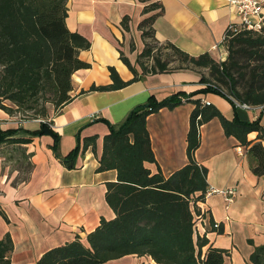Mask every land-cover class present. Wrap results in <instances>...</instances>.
<instances>
[{
    "label": "trees",
    "instance_id": "1",
    "mask_svg": "<svg viewBox=\"0 0 264 264\" xmlns=\"http://www.w3.org/2000/svg\"><path fill=\"white\" fill-rule=\"evenodd\" d=\"M65 4L66 0H0V108L21 120L39 119V126L33 130L20 125L0 127V143H10L14 149L5 160L22 169L12 183L28 177L31 163L22 144L34 135L51 134L53 154L67 168L74 166L80 147L95 150L92 134L84 136L80 146L77 143L64 155H58V134L49 126L51 112L70 99L71 73L89 66L78 51L88 48L90 42L67 29ZM155 9L158 10L137 24L143 39L135 58L139 70L119 50L118 57L132 76L122 79L112 65H107L109 82L92 83L79 92L115 89L148 72L183 67H205V73L200 71L198 78L203 86L189 92L178 90L159 99L149 95L146 101L133 105L117 125L108 124L94 169L115 170V179L105 181L104 189V199L114 215L99 216L84 238L74 234L45 249L36 264H98L125 254L144 255L156 264H229L228 251L213 246L204 233L195 230L196 221L206 213L198 202L204 199L208 187L206 167L193 156L199 143L198 126L217 117L223 133L234 136L252 157L249 168L256 175L264 174V127L258 117L227 118L213 103L190 95L213 91L225 96L233 108L236 104L228 95L239 103L264 107V25L225 31L222 43L226 54L217 61L207 52L192 55L171 42L158 43L152 21L160 13L161 4L148 0L141 12ZM121 26L127 28L124 16ZM185 101L193 104L185 134L186 161L166 176L158 168L151 171L145 165L154 161L145 118L161 107L172 108ZM252 130L256 131L255 137L247 138ZM0 214L5 217L1 210ZM208 223L210 229L222 231L220 222L209 218ZM12 247L5 232L0 236V264H10ZM246 264H264V243L253 245Z\"/></svg>",
    "mask_w": 264,
    "mask_h": 264
},
{
    "label": "crops",
    "instance_id": "2",
    "mask_svg": "<svg viewBox=\"0 0 264 264\" xmlns=\"http://www.w3.org/2000/svg\"><path fill=\"white\" fill-rule=\"evenodd\" d=\"M157 1L161 11L153 19L152 29L158 43L171 42L192 55L207 52L217 61L224 58L226 49L221 38L227 24L236 21L234 9L226 0ZM260 1L264 4V0ZM144 3L139 0H66L65 25L69 31L88 38L89 47L80 49L78 56L89 66L71 73L70 99L51 112L49 126L58 134V155H64L77 143L80 146L82 138L92 134L95 150L80 147L74 166L67 168L53 154L52 135H34L22 144L31 163L28 177L12 183L22 169L13 166V161L5 160L8 154L14 153L12 145L0 143V210L5 216L0 214V236L8 232L11 238L10 264H36L45 249L74 234L84 238L97 224L99 216L114 215L104 199V189L105 181L115 179V170L94 169L109 123L117 125L133 105L146 101L149 95L159 99L178 90L189 92L203 86L198 78L200 71L205 73V67H183L148 72L115 89L79 92L92 83L109 82L107 65H112L122 79L132 76L119 59V50L139 70L135 58L143 39L137 24L158 10L144 14L141 12ZM123 16L127 18L126 29L121 26ZM190 96L213 103L227 118L234 115L243 120L258 117L264 127L261 105L233 108L225 96L213 91ZM192 105L185 101L172 108L161 107L146 116L154 161L145 165L151 171L158 168L166 176L186 161L185 134ZM18 125L33 130L39 126V119L21 120L0 108V127ZM255 134L252 130L246 136L254 138ZM198 137L193 156L198 164L206 167L207 186H235L236 191L227 207L219 193L205 194L198 205L206 213L202 220L196 221L195 230L204 233L213 246L225 248L229 264H246L253 245L264 243V174L251 172L252 157L234 136L223 133L217 117L198 126ZM262 143L264 145V141ZM209 218L220 222L221 232L209 228ZM126 258L129 264H142L146 259L144 255L125 254L98 264H113Z\"/></svg>",
    "mask_w": 264,
    "mask_h": 264
},
{
    "label": "built area",
    "instance_id": "3",
    "mask_svg": "<svg viewBox=\"0 0 264 264\" xmlns=\"http://www.w3.org/2000/svg\"><path fill=\"white\" fill-rule=\"evenodd\" d=\"M227 3L233 7L236 21L228 23L225 31L237 32L243 29H257L259 26L263 25L264 21V4L260 0H226ZM224 38V33L221 40ZM229 98L233 100L236 105L242 107H250V104L239 103L231 95ZM183 100V97H180ZM235 186H226L222 188L206 187L205 194L211 192H217L222 196L224 201V206L227 207L229 202L232 200L235 194Z\"/></svg>",
    "mask_w": 264,
    "mask_h": 264
},
{
    "label": "rangeland",
    "instance_id": "4",
    "mask_svg": "<svg viewBox=\"0 0 264 264\" xmlns=\"http://www.w3.org/2000/svg\"><path fill=\"white\" fill-rule=\"evenodd\" d=\"M263 25H264V21H263ZM173 64H175V62H171L170 63V65H173ZM15 165H17V164H15ZM145 258L146 259H144V260L141 261L142 264H154V263H152V261H150V259L148 257L145 256ZM121 262H123V263H121ZM129 262H130L129 259L126 258V259H123V260H121L119 262H116V263H113V264H124V263L125 264H129Z\"/></svg>",
    "mask_w": 264,
    "mask_h": 264
}]
</instances>
